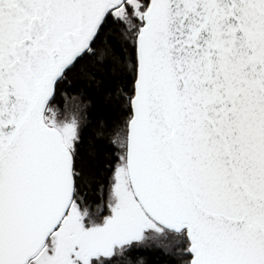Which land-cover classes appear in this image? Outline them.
Masks as SVG:
<instances>
[{"label": "water", "instance_id": "obj_1", "mask_svg": "<svg viewBox=\"0 0 264 264\" xmlns=\"http://www.w3.org/2000/svg\"><path fill=\"white\" fill-rule=\"evenodd\" d=\"M125 1L0 0V264L36 257L70 207L73 158L44 111ZM142 21L132 195L185 231L189 264H264V0H149Z\"/></svg>", "mask_w": 264, "mask_h": 264}, {"label": "trees", "instance_id": "obj_2", "mask_svg": "<svg viewBox=\"0 0 264 264\" xmlns=\"http://www.w3.org/2000/svg\"><path fill=\"white\" fill-rule=\"evenodd\" d=\"M148 2L127 0L107 14L88 50L56 82L44 111L45 123L61 132L73 158L74 192L68 212L85 211L84 220L106 215L113 176L125 164L136 35ZM157 227V237L131 241L109 255L90 258L89 264H189L185 231ZM51 235L36 258L49 249Z\"/></svg>", "mask_w": 264, "mask_h": 264}, {"label": "rangeland", "instance_id": "obj_3", "mask_svg": "<svg viewBox=\"0 0 264 264\" xmlns=\"http://www.w3.org/2000/svg\"><path fill=\"white\" fill-rule=\"evenodd\" d=\"M107 203L106 215L100 220H84L85 211L71 208L51 235L49 249L31 264H89L94 256L109 255L131 241L161 234L132 195L124 163L113 176Z\"/></svg>", "mask_w": 264, "mask_h": 264}]
</instances>
